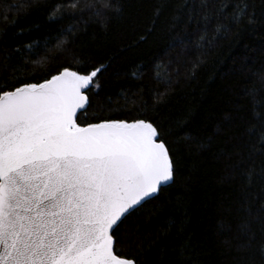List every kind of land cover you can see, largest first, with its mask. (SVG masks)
<instances>
[{
	"label": "trees",
	"instance_id": "trees-1",
	"mask_svg": "<svg viewBox=\"0 0 264 264\" xmlns=\"http://www.w3.org/2000/svg\"><path fill=\"white\" fill-rule=\"evenodd\" d=\"M74 2L0 0V60L16 49L27 56L28 45L40 57H58L13 61L25 73L35 68L26 81L35 83L63 67L90 72L104 65L95 78L98 96L89 93L94 107L111 97L110 106L124 111L105 118L152 120L175 151V185L153 201L155 213L138 219L139 236L121 254L160 264L158 248L179 252L186 245L191 264H264V107H256L264 104V0H211L207 22L200 0H111L101 16L86 7L101 8L97 0ZM237 5L245 14L234 19ZM122 94L134 100L125 103ZM144 103L147 116L139 114ZM243 220L251 223L247 236L238 230ZM135 231L129 221L121 234Z\"/></svg>",
	"mask_w": 264,
	"mask_h": 264
},
{
	"label": "snow or ice",
	"instance_id": "snow-or-ice-1",
	"mask_svg": "<svg viewBox=\"0 0 264 264\" xmlns=\"http://www.w3.org/2000/svg\"><path fill=\"white\" fill-rule=\"evenodd\" d=\"M97 3L102 7L86 5L96 16L112 7L111 0ZM210 3L200 0L206 22L213 15ZM244 14L237 5L233 18ZM27 49V56L16 49L0 60V264H138L136 257L121 254V246L139 236L138 219L155 213L158 205L153 201L175 185L179 171L175 151L152 120L105 118L102 113L124 111L123 106H110L111 97L94 107L89 93L98 96L95 78L104 65L90 72L63 67L42 82H26L36 69L25 73L24 65L14 60L27 63L35 56L37 63L58 58L40 57L33 45ZM72 58L87 66L76 54ZM121 98L125 103L134 100L123 94ZM139 109L147 116L146 103ZM259 120L264 131V115ZM254 176L250 172L246 178ZM129 221L136 231L121 234ZM238 230L247 236L251 223L243 220ZM167 234L168 228L162 229L157 239ZM249 245L250 241L240 247ZM187 251L186 245L179 252L157 249L160 264H191L185 259ZM261 253L264 260V246Z\"/></svg>",
	"mask_w": 264,
	"mask_h": 264
},
{
	"label": "water",
	"instance_id": "water-1",
	"mask_svg": "<svg viewBox=\"0 0 264 264\" xmlns=\"http://www.w3.org/2000/svg\"><path fill=\"white\" fill-rule=\"evenodd\" d=\"M73 70V69H72ZM50 78V77H49ZM42 82V81H41Z\"/></svg>",
	"mask_w": 264,
	"mask_h": 264
}]
</instances>
